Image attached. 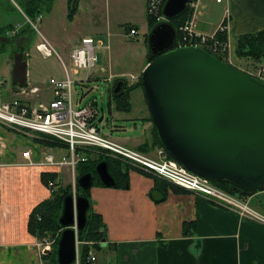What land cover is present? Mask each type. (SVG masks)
I'll use <instances>...</instances> for the list:
<instances>
[{
  "label": "crops",
  "instance_id": "1",
  "mask_svg": "<svg viewBox=\"0 0 264 264\" xmlns=\"http://www.w3.org/2000/svg\"><path fill=\"white\" fill-rule=\"evenodd\" d=\"M13 1L18 9L11 6L9 0H0V14L4 19V25L0 27L3 35L0 37V56H4L3 68L6 70L1 75L0 69V84L3 85L0 90L6 101L20 96L16 91L21 87L30 84L41 88L47 86L53 77L63 79L66 75L65 67L71 76L80 75V72L75 75L74 71L73 74L70 71L73 70L72 50L81 45L80 41L84 37L98 38L100 10V0L88 5L92 12L90 18H93L89 21L93 27L89 35L83 33L79 36L81 40L76 41L75 34L68 30L66 24L81 19L80 0H76L77 12L73 18L69 11L74 6L69 7L67 4L73 0H64L67 2L60 17L57 15L59 11L52 4L47 12L49 18L43 26L58 22L59 27L49 25L46 29L47 33L48 30L59 29L61 22L58 20L63 18L65 36L53 34L48 38L59 58H43L42 64L30 74L29 51L31 47L36 48L40 40L34 42L37 38L30 36L25 22L15 20L17 15L25 18L28 14L26 10H31L25 4L27 0L20 1V8L18 1ZM119 3L128 7V20H135L139 24L148 21L146 8L149 0H120ZM34 6L32 12H41L36 4ZM195 7L198 12L196 30L211 34L224 28L222 36H226L224 40L229 44V52H226L230 56L229 62L241 70L242 62L236 53L237 39L264 30V0H222L219 3L216 0H197ZM125 21L117 22L115 26L122 27L127 24ZM108 24L113 26L110 21ZM18 25L22 27L18 31L20 35L12 36L10 31ZM83 25L87 26L88 23ZM80 26L83 27L82 24ZM131 29L138 31L136 27ZM107 39L110 41L108 36ZM110 55L120 58L117 52ZM142 59L138 58L140 62L136 68L144 71ZM108 61L107 55L101 71L108 66ZM260 65L264 66V60ZM122 71L118 75L126 74L125 70ZM111 74L117 75L114 71ZM95 76L98 77V72ZM74 77L78 82L83 79L80 76ZM43 96L48 98L50 94L44 93ZM33 103L36 101L33 100ZM37 140L0 125V254H13L23 246L32 245L35 238L28 230L29 217L35 206L51 197L52 188L44 182L43 174L51 173L50 167L53 166L38 164L43 151ZM27 152L31 161L23 156ZM127 178L124 187L109 189L96 186L91 189L92 209L99 215L102 224L99 231L104 233L105 241L101 242L99 250L91 249L97 260L89 264H264V224L218 207L202 196L175 190L179 188L168 189L164 197L150 173L129 167ZM245 199L255 211L264 216V190ZM192 222L195 228L185 230L186 224ZM33 260L30 264L34 263ZM0 261L5 260L0 257Z\"/></svg>",
  "mask_w": 264,
  "mask_h": 264
},
{
  "label": "water",
  "instance_id": "2",
  "mask_svg": "<svg viewBox=\"0 0 264 264\" xmlns=\"http://www.w3.org/2000/svg\"><path fill=\"white\" fill-rule=\"evenodd\" d=\"M190 1L167 0V22L149 34L148 48L157 57L141 73V87L152 125L167 154L185 169L253 195L264 190V80L202 46L175 47L177 32L169 20L183 13ZM124 86L125 81H118L113 95ZM107 165L102 160L95 173L104 187L115 188ZM94 177L93 172L81 175L79 188L89 190ZM92 203L79 193L63 198L57 264H75L76 242L88 226Z\"/></svg>",
  "mask_w": 264,
  "mask_h": 264
},
{
  "label": "built area",
  "instance_id": "3",
  "mask_svg": "<svg viewBox=\"0 0 264 264\" xmlns=\"http://www.w3.org/2000/svg\"><path fill=\"white\" fill-rule=\"evenodd\" d=\"M161 1L149 0L148 9L154 17H159L160 15V7L164 4V0L163 3ZM196 1L191 3V7L194 10L192 17L181 27L183 35L179 46H202L215 54L217 52L225 54L229 51V44L218 39V34L224 31V28L221 27L211 34L200 33L196 30L197 20L195 19L198 15L195 7ZM216 1L219 3L222 0ZM41 20L42 17L39 16L36 21L41 22ZM26 22L38 32L35 21L26 17ZM16 27L15 31H18L21 25ZM39 34V39L41 40L37 43L36 49L42 57L50 58L55 54L59 56L49 40L42 33ZM136 34L137 31L132 29L130 35ZM94 49L95 41L93 38L88 37L82 38L81 45L72 50L71 64L75 75L79 74V70H87L85 76L89 79V75L96 66V62H98ZM65 72L66 75L63 79H55L54 77L50 79L51 99L46 101L40 100V102L33 103V98L41 96L39 93L41 89L30 84L16 91L20 96L12 101L3 100L0 92V125L23 135L36 138L39 135V139H44L45 142L49 143L64 145L70 152V160L63 158L61 162H58L53 155L52 148L46 147L48 151L42 152L44 159L38 161L39 165L57 166L68 164L75 169L79 162L87 161V157L81 151H92L94 154L105 153L106 156L123 161L134 169L147 174H154L156 175L155 177L161 178L187 192L202 196L218 207L238 212L243 218L264 224V216L249 205L247 199H245L247 197L239 193H228L216 187L210 180L188 171L176 161L169 159L164 148H158L157 155L152 156L103 135L92 123L95 117V110L91 105L74 108L72 88L77 81L72 78L66 67ZM263 74L264 69L260 70L258 76L261 77ZM110 76L108 80L112 79V75ZM132 80H138V76L132 75ZM23 156L31 161L28 152L24 153ZM49 185L54 188L52 182H49ZM41 245L42 243L38 245L41 254L46 250H50L49 243L43 247ZM76 257L77 264H79V254ZM89 257L91 263L97 260L95 255Z\"/></svg>",
  "mask_w": 264,
  "mask_h": 264
},
{
  "label": "rangeland",
  "instance_id": "4",
  "mask_svg": "<svg viewBox=\"0 0 264 264\" xmlns=\"http://www.w3.org/2000/svg\"><path fill=\"white\" fill-rule=\"evenodd\" d=\"M11 6L14 8L18 7L13 4V0H9ZM13 1V2H12ZM18 1V6L21 5L20 1ZM93 1L97 0H80V5H81V11L80 15L81 19H78L75 21L73 24L67 23L66 25L69 27V31L72 32V34H75L76 41H80L81 37H79L81 34L85 33L89 35L90 31L92 30L91 24L89 20H93L91 17L92 12L89 10L88 5H92ZM120 0H100V5H99V13H98V38H94L95 41V54L98 58V62H96V66L92 70V73L89 75V79H87L86 72L87 70H79L80 75L78 76H73L74 78L83 77L82 81L79 83L78 81L76 82L77 84L73 86L72 88V98H73V105L74 108H80L85 105H91V107L95 110V117L93 119V125L97 127L100 132L105 135L107 138H110L111 140H114L118 143L124 144L128 147L138 149L140 148L139 146L146 143L151 142L152 138L154 137V132H153V123L151 121V114L149 112V108L144 96V91L142 87H137L136 85L138 84L140 78H141V73L144 71H141L140 69L136 68L137 65L139 64L140 61H138V58L142 57V65L143 69L146 64L151 61L153 58V54L150 52L149 47V34H150V28L146 30L149 24L147 22L144 24L142 21L140 24L136 23L137 21H132L128 20L127 17L129 15V10H127V6L124 7L122 4L119 3ZM166 0H164L165 3ZM66 2L64 0H48L45 1L41 6V14L44 15L45 19L42 20L43 22H37V17L32 18L36 23H37V29L39 33H42L47 39L50 38L53 34L59 35L60 37L65 36L64 29H62L63 23V18L59 19L58 21L61 22V28L59 29H52L48 30L46 26L48 27L50 23L46 26H43L46 20L49 18V15L47 12L49 8H51L52 4H54L56 10L59 12L57 13L58 17L62 16L61 12L63 11L64 5L66 6ZM163 3V0L161 1ZM28 6H30V9L32 10L33 7H35V4H32L31 1H28L25 3ZM24 4V5H25ZM68 6L70 7L72 4V1L67 3ZM78 5V4H77ZM164 5V4H163ZM163 5L160 11L159 17H154L149 12V5L147 6V20H148V15L154 17L157 22H167V19L163 16L162 10H163ZM24 7V6H23ZM20 8V6H19ZM98 8V6H97ZM190 8V7H189ZM25 9V7H24ZM191 9V8H190ZM30 11V10H28ZM40 15V14H39ZM76 15V14H75ZM192 16V13H191ZM90 18V19H89ZM125 18L127 21H125ZM191 18V17H190ZM189 18V19H190ZM19 20L20 22H25V25L28 27V30H30V36L34 37L36 36V40L34 42L39 41L40 34L36 31V29L33 28V26H29L28 23L26 22V17H20L16 16L15 20ZM145 19V16H144ZM189 19H185L184 23L181 25L183 27L186 22ZM146 20V19H145ZM108 21L112 22L113 26H109ZM120 21H125L126 24H124L122 27L118 28L117 22ZM172 22V21H169ZM88 23L87 26H84L83 24ZM82 24L83 27L80 25ZM129 24V25H128ZM4 25V19L3 15L0 14V27ZM134 25L138 31L139 34L137 35H130L131 28H135ZM50 26H56L59 27V23H51ZM131 26V27H130ZM180 27V33L181 31ZM20 30V29H19ZM18 30V31H19ZM18 31H15V28L10 31V34L13 35H20ZM105 31H108L107 34H105ZM148 33V34H146ZM146 34V35H145ZM222 35V32L220 33ZM26 35V34H25ZM127 35V36H126ZM183 33H181V39H182ZM3 35L0 33V37ZM15 36V37H16ZM17 36V37H18ZM107 36L109 37L110 41L107 39ZM90 37V36H88ZM84 37V38H88ZM13 38V37H12ZM1 39V38H0ZM181 39L177 38L176 43L179 44ZM223 42H226L225 40H222ZM51 42V41H50ZM81 43V41H80ZM227 43V42H226ZM99 44V45H98ZM102 44V45H101ZM178 46V45H175ZM30 58H29V68H30V74L31 72L34 73L35 68L42 64L43 62V57L40 55L39 52H37L35 47L30 48ZM117 52L119 53V57H111L110 53ZM229 52V51H228ZM126 53L128 54L126 57ZM222 58H224L225 61H230V56L228 53H221L217 52ZM108 55V62L109 64L107 67L104 68V70L101 71L102 67L106 64V57ZM117 56V55H116ZM53 59L59 58L56 54L52 57ZM113 59V61H112ZM3 60L4 56H0V69L1 70V75L6 73L5 68H3ZM128 60V61H127ZM232 63V62H231ZM126 64V67L124 65ZM128 64V65H127ZM62 65V64H61ZM102 66V67H101ZM147 66V65H146ZM145 66V67H146ZM73 67V65H72ZM101 67V68H100ZM113 67V68H112ZM238 68V67H237ZM122 70H125V75L121 74L118 75V73L123 72ZM241 70L255 75L256 72L253 71H248L244 70L241 68ZM71 74H73V70L71 69ZM105 71V72H103ZM112 71L115 72L117 75H113L111 80H108L111 76L109 75L110 72ZM96 72H98V77H96ZM133 75H138L139 80H132L131 81V76ZM112 75V74H111ZM88 76V75H87ZM33 77V76H32ZM31 77V78H32ZM45 78H48L46 76ZM125 81V86L122 90L126 87L129 86H136L135 89H131L130 92H128V103L130 104V110L127 109H122L118 108V103L121 101L116 100L113 98L114 95L112 93V87L115 86V84L123 80ZM263 79V78H262ZM50 82V80H49ZM132 84V85H131ZM0 86H3L0 84ZM20 88V87H19ZM22 88V87H21ZM40 97L33 98L34 101L40 102L41 101H46L50 99L51 96V89L49 88V83L47 86L41 87ZM45 91V92H44ZM0 92L3 94L2 90ZM121 92V93H122ZM44 93L50 94L48 98H45L43 95ZM42 147V151H48L47 146L40 144ZM57 146V145H56ZM56 146H51L49 145L48 147H52V152L53 155L55 156L56 160L58 162H61L63 158H66L67 160L71 159V155L69 154V150L66 147H56ZM84 153L91 154L92 156H96L93 152L90 151H84ZM102 153V152H99ZM57 155V156H56ZM150 155L156 156L157 155V149H153L150 152ZM61 159H59V158ZM100 157V155L98 156ZM110 158V157H109ZM44 159V155H41V160ZM80 163V162H79ZM78 163V164H79ZM124 163V162H123ZM52 168L51 173L57 174V178L54 181L49 180L54 184V193L53 194H61V192H64L66 190V187L69 185H72V188L76 190V184H77V176L79 174L78 169H73L71 165L69 166L68 164L65 165H54ZM153 177L156 175L152 174ZM158 178V177H155ZM161 179V178H159ZM163 180V179H162ZM165 181V180H164ZM169 183V182H168ZM94 184L96 185V182L94 181ZM49 185V184H48ZM221 189H224L222 186H219ZM49 188H52L49 186ZM94 188V187H93ZM59 235V232L57 233V236ZM56 236V237H57ZM55 236L52 237V235H46L44 238H37L34 236L35 240L33 241L32 245H27L26 247L23 246L24 248L21 247V249H18L16 253L10 254V253H1L0 257L5 261H0V264H30L32 261V258H34V263L36 264H44V261L40 258V249L39 246L41 243V247H43L46 244H50V250L51 248L54 247L56 244L55 241ZM57 241V238H56ZM91 249L93 250H99V246H91Z\"/></svg>",
  "mask_w": 264,
  "mask_h": 264
},
{
  "label": "trees",
  "instance_id": "5",
  "mask_svg": "<svg viewBox=\"0 0 264 264\" xmlns=\"http://www.w3.org/2000/svg\"><path fill=\"white\" fill-rule=\"evenodd\" d=\"M30 1L32 4H36L39 10H40V6L44 3L41 0L40 1L30 0ZM191 1H195V0H191ZM71 6H73V2ZM33 9L35 8L33 7ZM26 12L28 13L26 14L27 17L30 18L31 20H33L32 18L42 15L40 12L38 13L32 12V10L30 11L26 10ZM69 12L71 13L70 14L71 17L73 18L77 12V8L74 6ZM191 13H192V9H190L188 5L187 9L183 13L169 20V21H172L170 23L174 26L177 32L176 33L177 38L181 39L180 27L185 22L184 21L185 19H189L191 17ZM147 22L149 24L150 32L157 24H160L159 22L156 21V19H154V17L149 16V15H148ZM218 37L221 40H224L226 38L225 35L222 36L221 34L218 35ZM236 44H237L236 53L238 55L237 57H239L242 62V66H243V67L241 66L242 69L257 73L261 68L260 63L264 60V30L261 32L258 31V33L242 35L237 39ZM216 56L224 60V58L221 57L223 55L220 56L219 54H217ZM156 57L157 56H153L151 61H153ZM136 86L137 87L142 86L141 80H139ZM136 86L126 87L122 93L113 97L115 101L121 98L120 99L121 101H119L118 103V108H122V109L125 108L127 110H130V104L128 103V92H130L131 89L132 90L135 89ZM153 132H154V137L152 138L151 142L148 143L146 141V143L139 146L140 148H138V150L145 152V153H150L151 150L153 149H157V148L160 149V147L162 148L160 139L157 138L158 136H157V132L154 126H153ZM37 141L40 144L45 145V146H49V145L56 146L57 145L56 143L45 142L44 139H39ZM82 154L87 157V161L83 163L80 162L79 164L75 166L76 169H78L79 171L77 179L81 175L87 172H93L95 176L94 181L96 182V185L93 182L92 188L95 186H103L100 179H98V176L95 173V167L102 160H107L108 162L107 166H109V171L117 182L116 187L118 188V187L125 186V184L127 183L126 181H128L127 177H128V168L130 167L129 165H127L126 163H123L122 161L118 159H112L105 155H100V157H98V155L92 156L91 154H88V153H82ZM168 158L173 160V158L169 154H168ZM56 178H57V174L55 173H44L43 174V180L47 185L49 183V180L54 181L56 180ZM154 180L156 182V187H158L160 191L162 190V194L164 195V197H166L167 194L165 191H167L168 189L173 190L175 188H179L159 178L154 177ZM212 184H214L218 188H220L219 186H222L224 188L222 190L228 193H231V194L239 193L242 196H247L241 190L235 188L229 183L213 182ZM175 190L185 192L183 189L180 190V188L175 189ZM72 191H73L72 185H69L68 187H66V190L64 192H61V194L59 193L53 194L54 193L53 192L51 193L50 199L35 206V208L33 209L29 217V222H28V230L33 236L37 238H40V237L44 238L46 237V235H52V237L57 236V233L62 230V227L59 224V217L61 215V210H62V206H61L62 200L69 192L71 193ZM76 191H77L76 193L82 194L91 200V189L83 191L82 189L79 188V185L77 182ZM92 206L89 210L88 217H87L89 218L88 226L86 227L84 234L79 238L80 241L84 242V244L80 246V264L88 263L87 256H89V253L91 251V246H99V242H101L104 239V233L99 231L102 226L101 220L99 218V215H97L93 211ZM194 226L195 224L193 222L190 224H186L185 230L187 229L192 230L195 228ZM56 248H57V242L54 245L53 251L50 254L42 256L41 259L44 261V264H57Z\"/></svg>",
  "mask_w": 264,
  "mask_h": 264
}]
</instances>
